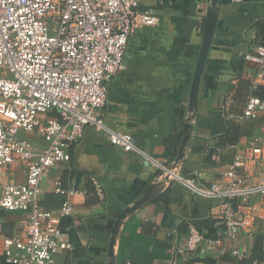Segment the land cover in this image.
<instances>
[{
    "label": "crops",
    "instance_id": "1",
    "mask_svg": "<svg viewBox=\"0 0 264 264\" xmlns=\"http://www.w3.org/2000/svg\"><path fill=\"white\" fill-rule=\"evenodd\" d=\"M210 3L141 0L140 8L152 9L160 20L136 28L125 53V66L110 84L103 110L106 123L131 133L150 159L166 165L176 161L184 136ZM218 5L191 138L176 168L181 176H195L203 184L219 178L233 161L234 147L221 146L220 136L244 112L250 96H264V65L245 58L264 42V0H219ZM235 125L233 129H239L234 133L238 134L237 147H244L255 135L264 138V112ZM27 136L39 140L32 133ZM70 153L72 162L48 169L41 183L45 208L58 211L67 199L74 206L72 214L61 220L64 238L72 246L58 254L54 264H108L114 220L158 179L161 168L135 150L112 144L92 128L70 147ZM247 171L250 183L264 182V163L252 164ZM92 177L102 182L103 199L95 193ZM11 179L24 180L21 164L13 172L0 167V181ZM57 181L63 189L79 192L60 193ZM221 208L218 199L198 195L181 181L167 184L121 226L116 264H264V220L257 221L255 233L241 232L226 240ZM25 218L24 212L0 209L6 234L15 233ZM190 222L205 240L189 255L182 242ZM219 238L222 242L216 245L206 241ZM235 249L247 251L250 257L234 255ZM3 251L0 241V264H4Z\"/></svg>",
    "mask_w": 264,
    "mask_h": 264
},
{
    "label": "built area",
    "instance_id": "2",
    "mask_svg": "<svg viewBox=\"0 0 264 264\" xmlns=\"http://www.w3.org/2000/svg\"><path fill=\"white\" fill-rule=\"evenodd\" d=\"M140 4L141 0H0V167L13 172L21 164L24 174L23 181H0V209L26 213L13 234L5 233L0 219L4 264H54L58 254L71 248L61 220L72 214L74 206L67 199L58 211L45 208L41 183L48 169L72 162L70 147L83 139L88 128L104 133L114 145L143 154L163 175L181 181L192 192L218 199L224 239L241 232L251 235L257 221L264 220V182L253 184L247 178L250 165L264 163L263 137L253 136L244 147L227 145L234 147L233 161L219 178L203 184L150 159L131 133L106 123L103 110L110 84L125 66L136 28L160 20ZM245 58L264 65V42ZM262 112L264 97L252 95L236 120L254 119ZM92 181L103 199L102 182L95 177ZM56 184L60 193L79 192ZM203 240V232L190 222L182 248L190 255ZM206 241L216 245L222 238ZM233 254L250 257L238 249Z\"/></svg>",
    "mask_w": 264,
    "mask_h": 264
},
{
    "label": "water",
    "instance_id": "3",
    "mask_svg": "<svg viewBox=\"0 0 264 264\" xmlns=\"http://www.w3.org/2000/svg\"><path fill=\"white\" fill-rule=\"evenodd\" d=\"M218 2L219 0H211L210 6L207 9V17L203 30L202 47L197 61L196 69L193 74L191 88H190L189 115L186 117V121L184 123V136L182 138L181 147L176 161L173 164L169 165V167L174 171H177L176 170L177 166H179L181 161L184 160L186 147L191 138L193 120L196 116V112L198 109L201 79L205 70L206 60L209 54L210 46L218 22V16L220 11ZM161 175L162 178L157 179L155 182H153L145 190V192L139 199H137L134 203L124 208L114 220L110 242H109L108 253L110 260L108 264H116L115 246L120 236L121 226L127 220V218L133 215L139 209L143 208L144 206L152 202L156 198V196L162 191V189L167 186V184H172L175 181L174 179H169L168 175L165 174L163 175V172H161Z\"/></svg>",
    "mask_w": 264,
    "mask_h": 264
},
{
    "label": "trees",
    "instance_id": "4",
    "mask_svg": "<svg viewBox=\"0 0 264 264\" xmlns=\"http://www.w3.org/2000/svg\"><path fill=\"white\" fill-rule=\"evenodd\" d=\"M262 89H264V87H262ZM260 97H264V96H260ZM235 123H239V122H237V120L231 121L228 130L220 136V145L221 146H223V145L227 146L229 144H237L238 134L235 136L234 133L235 132L237 133L239 129H238V127L233 129L234 126H236ZM252 259H254V258H252Z\"/></svg>",
    "mask_w": 264,
    "mask_h": 264
},
{
    "label": "rangeland",
    "instance_id": "5",
    "mask_svg": "<svg viewBox=\"0 0 264 264\" xmlns=\"http://www.w3.org/2000/svg\"><path fill=\"white\" fill-rule=\"evenodd\" d=\"M26 133H28V132H24V131H21V134H26ZM30 133H28L27 135H29Z\"/></svg>",
    "mask_w": 264,
    "mask_h": 264
}]
</instances>
